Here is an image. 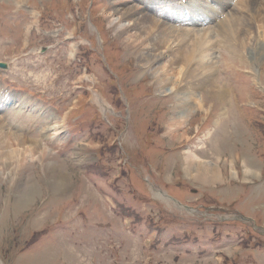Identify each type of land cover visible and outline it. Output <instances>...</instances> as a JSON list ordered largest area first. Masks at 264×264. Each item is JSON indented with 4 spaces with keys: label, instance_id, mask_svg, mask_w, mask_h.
<instances>
[{
    "label": "rangeland",
    "instance_id": "rangeland-1",
    "mask_svg": "<svg viewBox=\"0 0 264 264\" xmlns=\"http://www.w3.org/2000/svg\"><path fill=\"white\" fill-rule=\"evenodd\" d=\"M146 2L0 0V264H264V12L202 82L182 33L226 13L178 29Z\"/></svg>",
    "mask_w": 264,
    "mask_h": 264
},
{
    "label": "bare ground",
    "instance_id": "bare-ground-1",
    "mask_svg": "<svg viewBox=\"0 0 264 264\" xmlns=\"http://www.w3.org/2000/svg\"><path fill=\"white\" fill-rule=\"evenodd\" d=\"M199 3L198 6V17L199 16H204L207 19L211 20L212 18H214V20L218 19L221 15L226 13V16H224V19L222 20V22H219L220 24L218 26H216V28L214 29H210V30H206L202 32L201 35V39L196 40V42H194L193 45L189 44V40L193 39V33L194 31L191 30H185L183 31L182 34H184L182 36V44L184 45L185 49L189 50V57H191L192 60H194L197 63V67H200L202 70V76L204 77L202 79V82H207V81H212V68L214 66H216L214 64L215 61H213L212 59H214L212 57L213 52L215 51V47L216 45H218V48H223V49H227L230 51V53L233 51L235 54H237V52L239 51L240 48H242L244 50V48H246L247 50V46H246V40H245V36H241V34L244 32L243 27L246 26L247 22H245L247 20V16L246 14H252L255 10H257V12H264V0H236V2L233 4V0H210L214 6H216L215 8H212L208 3L204 4L203 0H196ZM240 3L243 4V14L242 16H239L240 18L238 19L236 17V14L234 15V9L236 10V8H241ZM182 9V8H180ZM227 11V12H226ZM190 12H194V10H190ZM225 12V13H224ZM255 14V13H253ZM249 16V15H248ZM257 18V17H256ZM259 18V16H258ZM262 18V16L260 17V19ZM143 19V18H142ZM145 19V18H144ZM238 19V20H236ZM119 20H121V18H119ZM146 20V19H145ZM150 20V19H149ZM205 20V19H204ZM262 20L264 21V18H262ZM260 21V26H259V30L264 28V22ZM155 21V20H154ZM157 21V20H156ZM196 20H194L195 22ZM192 22V23H194ZM197 23H194L195 25H200L201 24V18L198 19L197 18ZM205 22V21H204ZM143 23V22H142ZM156 23V22H155ZM154 23V24H155ZM218 23V22H217ZM158 24V23H157ZM203 24V23H202ZM147 25V24H146ZM135 26V25H134ZM160 26V25H159ZM165 26V25H164ZM164 29V27H163ZM167 32H172L171 31V27H166ZM258 30V31H259ZM125 31V30H124ZM160 31V30H159ZM243 31V32H242ZM178 32V31H177ZM261 32V31H260ZM158 33V31H157ZM245 33V32H244ZM263 33V36H260L262 34H260L258 37V39H261L263 37V41H264V29L261 32ZM160 35V34H159ZM168 35V34H165ZM170 35V34H169ZM168 35V36H169ZM248 35V34H246ZM171 36V35H170ZM173 36V33H172ZM250 36V35H249ZM178 37V36H177ZM151 38V37H150ZM218 38V40H217ZM149 39V38H148ZM147 39V41H148ZM162 39V38H161ZM257 39V38H256ZM167 40V39H166ZM169 40V39H168ZM179 40V39H178ZM254 41V40H253ZM176 42V41H175ZM179 42V41H178ZM160 43V42H159ZM192 43V42H191ZM159 45V44H158ZM215 46V47H214ZM255 46V44H254ZM183 47V48H184ZM191 47V48H190ZM169 48V47H168ZM217 48V47H216ZM182 49V48H181ZM259 49V48H258ZM148 51V49H147ZM173 52V51H172ZM179 52V51H178ZM187 52V51H186ZM217 52V51H216ZM148 54V53H146ZM172 54V53H171ZM176 54V53H175ZM183 54V53H182ZM170 55V54H169ZM215 55V54H214ZM263 55V54H262ZM187 56V55H186ZM237 57L240 58V55L237 54ZM260 57V56H258ZM177 57H175L176 59ZM180 58V57H179ZM186 58V57H185ZM172 59V57H171ZM189 59V58H188ZM243 59V58H242ZM185 60V59H184ZM190 60V61H192ZM263 63L264 59H260V58H256V61H261ZM189 61V60H188ZM181 62V61H179ZM187 62V61H186ZM185 62V63H186ZM177 63V62H176ZM191 63V62H190ZM173 64V63H172ZM195 64V63H194ZM264 64V63H263ZM262 64V65H263ZM184 65V64H183ZM196 65V64H195ZM185 66V65H184ZM172 67V66H171ZM209 68V69H208ZM194 70V68H193ZM214 70V69H213ZM198 71V70H196ZM195 71V72H196ZM194 73V72H191ZM190 73H188L189 75ZM195 75V74H194ZM163 76V75H162ZM165 76V75H164ZM168 76V75H167ZM196 76V75H195ZM216 77V76H215ZM193 78V77H192ZM197 78V77H196ZM195 79V78H194ZM192 79V80H194ZM217 79V78H215ZM158 82V87L160 89H162V87H164L166 82H168V79L165 78H161L159 79ZM217 81V80H216ZM188 82V81H187ZM170 83V82H169ZM198 83V82H197ZM193 84V83H192ZM196 84V83H195ZM200 84V83H199ZM194 85V84H193ZM198 86V85H197ZM200 86V85H199ZM219 86V85H218ZM188 87V86H187ZM192 86L190 85V88ZM194 88V87H193ZM203 88V87H202ZM216 88V87H215ZM206 89V88H205ZM208 90V89H207ZM196 91V90H195ZM211 91V90H210ZM220 91V90H219ZM181 92V91H180ZM194 92V91H193ZM184 93V92H181ZM216 93V92H215ZM218 93V92H217ZM178 94V93H177ZM176 94V95H177ZM221 95V94H220ZM215 96V95H214ZM227 98V97H226ZM194 95L193 94H188L187 98L184 99V105L188 108L189 106H193L195 104L194 102ZM224 99V98H223ZM12 102V99L9 97V95H5V94H1L0 96V107L2 105H10ZM228 102V101H227ZM29 103V102H28ZM199 103V102H198ZM197 104V103H196ZM195 104V105H196ZM200 104V103H199ZM224 104V103H223ZM18 107L22 106L23 108L25 106H27V102L25 100H18ZM182 106V104H180ZM198 105V104H197ZM225 107V106H224ZM223 107V108H224ZM185 108V107H184ZM2 109V107H1ZM34 109V108H33ZM196 109V108H195ZM32 110V109H31ZM180 112V111H179ZM221 116V115H220ZM222 117V116H221ZM221 119V118H220ZM222 120V119H221ZM183 123L181 122L180 118L176 117V119L174 118L173 121L171 123H169V127H170V131L175 135L180 133V129H181V125ZM219 125V123H218ZM222 128V127H221ZM223 129V128H222ZM3 130V129H2ZM221 129L219 128V131ZM223 131V130H221ZM225 132V131H224ZM6 132L1 135H5ZM9 135V133L7 134ZM221 135V134H220ZM179 136V135H178ZM176 137V136H175ZM174 137V138H175ZM3 138V136H2ZM225 139V138H223ZM1 140V139H0ZM221 140V139H220ZM227 140V139H226ZM222 141V140H221ZM1 142V141H0ZM226 142V141H225ZM1 145V143H0ZM22 145V144H21ZM29 145V144H28ZM24 146V145H22ZM27 146V145H26ZM25 147V146H24ZM26 148V147H25ZM30 150V149H29ZM23 153V152H22ZM21 153V154H22ZM20 154V155H21ZM12 156V155H11ZM22 156V155H21ZM24 156V155H23ZM16 159V157H15ZM189 159V158H188ZM22 160V159H21ZM17 162V159H16ZM186 163V162H185ZM186 166V165H185ZM187 171H189L190 169H192V172H194V176L197 179H200L201 181H205V182H214V180H216L217 177V172H215V168L213 166H209L208 164H195L193 163V161H188L187 163ZM185 168V170H186ZM57 178V177H55ZM58 182V181H57ZM59 183V182H58Z\"/></svg>",
    "mask_w": 264,
    "mask_h": 264
},
{
    "label": "water",
    "instance_id": "water-1",
    "mask_svg": "<svg viewBox=\"0 0 264 264\" xmlns=\"http://www.w3.org/2000/svg\"><path fill=\"white\" fill-rule=\"evenodd\" d=\"M2 66V65H1Z\"/></svg>",
    "mask_w": 264,
    "mask_h": 264
}]
</instances>
